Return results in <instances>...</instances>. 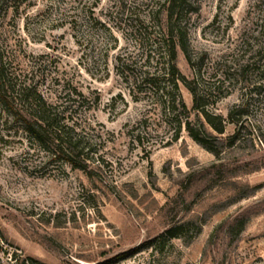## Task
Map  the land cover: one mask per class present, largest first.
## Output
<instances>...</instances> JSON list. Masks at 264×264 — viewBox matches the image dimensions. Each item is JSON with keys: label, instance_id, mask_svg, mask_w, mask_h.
Returning a JSON list of instances; mask_svg holds the SVG:
<instances>
[{"label": "rangeland", "instance_id": "1", "mask_svg": "<svg viewBox=\"0 0 264 264\" xmlns=\"http://www.w3.org/2000/svg\"><path fill=\"white\" fill-rule=\"evenodd\" d=\"M164 17L158 0H0L8 71L86 165L0 111V264H264V0H190L175 64L198 110Z\"/></svg>", "mask_w": 264, "mask_h": 264}, {"label": "trees", "instance_id": "2", "mask_svg": "<svg viewBox=\"0 0 264 264\" xmlns=\"http://www.w3.org/2000/svg\"><path fill=\"white\" fill-rule=\"evenodd\" d=\"M12 1V0H9ZM159 8L164 13L163 35L165 36L166 56L168 57L169 70L172 76L177 74V79L173 80L174 86L180 82L192 95V109H199L200 96L196 88L188 83L187 79L181 75L176 67L177 48L184 55L187 62L189 57L186 51V30L183 22V16L187 7L190 6V0H158ZM264 42V40H263ZM264 44V43H263ZM264 46V45H263ZM180 104L186 110L185 104L180 100ZM0 111H4L14 118H19L24 131H27L29 137L38 145L46 147L57 155L60 154L62 160L68 163L72 168L85 171V159H81L80 152L74 143L64 138V125L60 123L57 112L52 110L37 88L24 81L17 80L16 76L10 73L4 59V51L0 49ZM186 119L185 129L189 137L199 146L208 152L217 155V152L208 145L199 129L190 127ZM218 133H222L224 126L220 123L214 128ZM66 132V131H65ZM184 223L171 225L161 232L158 238L165 237L172 239L180 236L184 230ZM199 231V228L196 232ZM150 244V243H149ZM137 250V249H136ZM11 264H32L36 259L26 256L22 260L15 258L13 254Z\"/></svg>", "mask_w": 264, "mask_h": 264}]
</instances>
